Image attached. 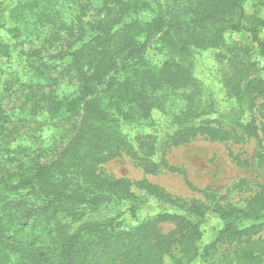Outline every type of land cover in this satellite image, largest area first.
Listing matches in <instances>:
<instances>
[{
	"label": "rangeland",
	"instance_id": "374dc122",
	"mask_svg": "<svg viewBox=\"0 0 264 264\" xmlns=\"http://www.w3.org/2000/svg\"><path fill=\"white\" fill-rule=\"evenodd\" d=\"M85 1L84 7L80 0H72L70 13H79L86 23L127 16L123 0H111L113 9L108 13L102 10L105 0ZM16 2L0 0V26L7 21L6 12ZM149 2L151 6L139 11L142 21L164 18L163 0ZM244 6L248 15L254 13L264 20V0H245ZM207 14L209 17L196 32L189 29L182 33L172 29L169 41H164L170 55V65L165 69L171 75L169 80L176 94L167 98L161 107L160 104L154 107L149 118L142 116L139 120L141 124L150 122L149 128L157 134L162 132L159 147L165 132L174 129L173 124L214 127L226 131L227 135L217 139L197 135L172 145L167 149L166 159L173 169L164 167L157 173L146 172L126 153L111 155L100 164V170L107 176L128 179L132 184V195L128 198L110 199L112 195H106L109 192L88 187L87 192L97 190V194L103 193L106 197L97 204L79 190L73 192L72 200L58 203L21 188L0 204V214H11L29 226L51 230L65 226L70 233L79 229L87 235L91 225L102 224L91 233L96 238L106 234L111 225L118 229L130 228L160 213L185 214L176 204L163 199L161 192H167L180 204L184 200L201 199L209 209H205L203 217L191 218L201 220L198 252L186 257L182 249L187 241L180 240V234L176 232L177 240L165 256V264H175L179 258L183 264H264V218L254 214L255 204L248 203L264 187V55L259 52L258 43L250 32L237 31L233 27L230 15L223 17L215 13L209 4ZM76 22L78 28L81 27L82 22ZM116 26L119 29L121 24ZM219 32V42L214 44L211 38ZM2 34L6 35L0 28ZM68 35L66 31L56 32L44 27L39 36L16 41L10 59L0 55V95L10 119L8 126L13 130L10 139L2 145L7 152L0 148L2 160L18 157L21 151V155L39 156V161L43 162L61 151L71 138L78 116L61 111L54 114L44 103L42 109L32 110L42 92L54 90L59 97L69 99L78 94L76 74L84 69L83 59L79 54L69 53L70 47L75 48V45L69 37L73 35ZM260 36L264 38V27ZM119 38L118 32L113 39L118 41ZM145 55L154 62L165 58L157 48L156 38L150 41ZM40 67L53 73L58 78L57 83L46 86L42 75L34 71ZM168 69H173L174 74ZM251 79L257 81L255 87L248 90L247 83ZM25 83L33 85L26 88ZM179 100L185 106L180 105ZM119 109L127 111L124 105ZM118 114L122 117L126 113ZM250 123L257 127L253 134L245 129ZM124 131L135 132L129 125H125ZM3 138L0 134V140ZM15 161L1 165L5 177L17 171ZM141 179L156 185L159 190H148L136 184ZM78 181L82 183L81 179ZM79 185L85 186V183ZM218 204L246 207L236 214L233 224L243 228L254 225L255 228L239 236L226 234L207 252L206 244L218 236L225 224L214 211ZM158 228L161 233L168 234L175 231L177 225L166 220L160 222ZM204 252L208 255L201 256ZM22 255L18 249L12 250L9 264H29L22 260Z\"/></svg>",
	"mask_w": 264,
	"mask_h": 264
},
{
	"label": "trees",
	"instance_id": "16d2710c",
	"mask_svg": "<svg viewBox=\"0 0 264 264\" xmlns=\"http://www.w3.org/2000/svg\"><path fill=\"white\" fill-rule=\"evenodd\" d=\"M71 1L17 0L6 12L7 21L0 26L6 34L0 35V55L6 59L11 58L16 41L39 36L46 27L73 35H68L75 45V48L70 47L69 53L79 54L84 66L82 72L76 74V97L69 99L67 96L59 97L54 90L45 91L32 107V110L42 109L44 103L54 114L61 111L79 117L71 138L61 151L40 162L39 156L26 157L21 155V151L18 152V157L9 156L8 160H2L0 150V204L9 200L21 188H28L33 194L58 203L72 200L73 192L79 190L84 191L97 204L106 197L103 193L97 194V190L109 192L106 195H112L110 199L128 198L132 195L129 180L104 175L100 170V164L111 155L126 153L137 160V165L146 172L157 173L164 167L173 169L166 159L167 149L172 145L184 143L189 137L197 135L216 139L227 135L226 131L214 127H180L173 124L174 129L165 132L159 147L162 132L157 134L149 128L152 126L150 122L141 124L139 120L142 116L149 118L154 107L159 104L161 107L167 98L176 94L169 80L171 75L165 69L170 65V55L165 49L164 41H169L172 29L182 33L192 29L194 33L202 27L204 20L209 17L208 4L215 13L223 17L230 15L237 31L250 32L258 43L259 52L264 55V38L260 36L264 20L254 13L248 15L245 0H163L165 19L153 18L152 21L145 22L139 16V11L151 6L149 0H123L127 16H119L118 19L107 22L99 20L87 23L79 13H70ZM84 2L86 1L80 0L85 7ZM111 2H102V10L106 13L113 9ZM82 12L85 13V10ZM76 20L82 22L81 27L78 28ZM120 24L122 32L116 26ZM118 32L120 38L114 41L113 37ZM219 37L220 32L214 33L211 42L217 44ZM143 38L146 40H142ZM154 38L157 48L165 57L161 62H154L145 55ZM71 64L76 65L74 62ZM28 65L32 66L31 63ZM68 66L71 67L69 63ZM168 70L174 74L173 69ZM34 71L42 75L46 86H52L58 81L45 67ZM256 81L249 80L247 89L255 87ZM32 85L27 86L25 83L26 88ZM178 103L185 106L180 100ZM122 105L127 107L126 112L119 109ZM118 113L126 114L120 117ZM9 122L0 95V134L4 137L0 140V148L6 152L7 148L2 145L10 139L13 132L8 126ZM125 125L131 126L135 132L124 131ZM245 129L253 134L257 127L250 123ZM14 160L17 171L5 177L1 173V165L7 162L12 164ZM80 179L82 183H79ZM83 183L85 186L79 185ZM136 184L148 190H159L145 179ZM88 187L97 190L87 192ZM161 193L163 199L176 204L185 214L160 213L130 228L118 229L111 225L106 234L96 238L91 233L102 224L91 225L87 235L79 229L70 233L65 226H58L55 230L29 226L28 223L13 218L11 214H0V264H9L14 249L23 253L22 260H27L29 264H165V256L177 240L174 236L176 232H179L180 240L187 241L182 250L186 257H190L198 252L197 243L202 237L201 220L193 221L191 218L203 217L205 209L209 207H205L206 202L201 199H192L191 202L184 200L180 204L167 192ZM248 203L255 204L257 208L253 210L254 214L264 218V187ZM218 205L214 211L219 213L225 224L218 236L206 244L207 252L214 249L224 235L239 236L255 228L254 225L243 228L233 224L236 214L242 213L246 207ZM166 220L176 222L175 231L168 234L159 231L158 224ZM204 253L200 255H208ZM175 264H183L181 258L175 260Z\"/></svg>",
	"mask_w": 264,
	"mask_h": 264
}]
</instances>
